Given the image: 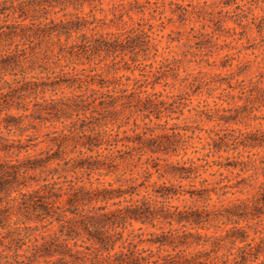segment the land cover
Masks as SVG:
<instances>
[{"label": "rangeland", "instance_id": "rangeland-1", "mask_svg": "<svg viewBox=\"0 0 264 264\" xmlns=\"http://www.w3.org/2000/svg\"><path fill=\"white\" fill-rule=\"evenodd\" d=\"M45 1L50 4L46 8L48 19L58 23L77 15L83 26L71 33L68 40L62 36L59 43L50 46L46 50V54L51 50L48 59L43 55L45 47L37 41L25 45L27 57L34 55L24 64L27 70L34 69L26 76L29 79L34 76L37 82H50L61 77L71 78L74 73L85 75L93 68V73L107 82V87L100 90L111 93V99L104 98L103 106L122 110L121 118L110 128L113 133L118 132L116 138L125 140L128 137L134 140L129 142L130 146H140L139 161L134 158L137 165L124 174L98 176L92 173L87 179L85 173L74 171L72 164L80 157L79 150L84 152V149L75 143L68 129L72 123L79 129L81 122L75 116L68 117L67 113L58 117L54 108L45 111L35 106V103L50 99H70L79 93L77 89L64 86L27 97L25 111L15 106L17 100L13 97L14 106L0 114V135L9 139L31 138L35 148L29 149L30 153L47 150L51 154L63 149L69 163L64 165L58 161L59 166L53 163L52 167L76 186L88 187L89 182L92 186L111 183L113 188L138 192V198L151 195L162 182L178 184L168 177L159 178L151 167V159L158 158L160 172L167 163L192 160L201 174L193 181L196 188L200 187L201 178H205L210 184L208 187L225 186L222 190L227 193L220 198L211 193L209 200L197 201L186 196L169 203L179 208L186 205L205 210L211 216L221 213L213 222L217 228L208 229L217 234H224L231 226L224 223L227 221L223 217L228 216L225 208H230V218L247 234L246 242L261 251L253 264H264V199L255 205L248 203L246 208L240 204L246 199H255L257 191L264 193V188L258 190L264 187V176L259 169L260 162L264 161V0ZM82 34L121 41L117 50L107 55L102 52L89 62L81 58L82 64L58 54L59 44L78 43ZM6 79L11 80L10 77ZM93 87L99 88L97 83ZM93 107L98 108V99L82 107L88 117L85 119L87 126L95 122L89 118L96 116L91 112ZM7 114L20 117V124L4 128ZM172 128L178 135L166 136L172 134ZM84 130L88 133L85 127ZM156 145L167 147V153H152L149 148ZM24 154L22 152L20 157ZM9 158L0 153V159ZM206 163L203 172L199 166ZM216 163L230 164V167H220ZM180 184L183 189L189 188V181ZM12 197L18 198L16 193L11 197L0 194V206ZM125 197L129 198L127 194ZM233 204L240 206L233 209ZM215 208L219 210L214 212ZM11 218L16 219L14 215ZM26 224L37 226L36 231H30L31 240L37 233L57 229L55 223L44 227L47 222ZM140 226L134 222L128 229ZM142 229L151 230L146 226ZM9 231L6 225L0 227V255L12 254L15 241L9 243L12 233ZM261 238L263 244H260ZM25 248L23 245L19 253ZM8 261L12 259L9 257ZM4 262L0 256V264H8Z\"/></svg>", "mask_w": 264, "mask_h": 264}, {"label": "trees", "instance_id": "trees-1", "mask_svg": "<svg viewBox=\"0 0 264 264\" xmlns=\"http://www.w3.org/2000/svg\"><path fill=\"white\" fill-rule=\"evenodd\" d=\"M84 1L89 0H63L67 3ZM48 6L50 4L45 0H0V114L14 106V98L17 100L15 106L25 111L24 101L29 96L36 97L61 86L77 89L79 93H75L70 99H50L49 102L35 103V106L45 111L54 108L58 117L67 113L68 117L75 116L81 122L79 129L74 127L75 123L68 129L75 143L84 149V152L79 150L80 157L74 161L72 169L85 173L87 179L92 173L107 176L131 171L137 165L134 158L139 161L140 146H130L129 142L134 140L128 137L125 140L116 138L118 132L113 133L110 127L121 118L122 110L116 111L115 107L108 109L103 106L104 98L111 99V93L100 90L107 87V82L99 74L93 73V68L85 75L81 73L82 77L74 73L71 78L61 77L50 82H37L34 76L30 77L32 79L26 76L34 69L27 70L24 64L29 63L34 55L27 57L24 53L25 45L37 41L38 45L45 47L43 55L48 59L51 50H48V54L46 50L55 42L59 43L62 36L68 40L71 33L77 32L82 25L79 23L81 17L77 15L74 19L55 23L53 19L46 17ZM120 41L119 38L106 40L100 36L96 39L82 34L78 43L67 46L59 44L58 54L82 64L81 58L89 62L102 52L107 55L117 50ZM95 83L98 89L93 87ZM87 92L90 95H84ZM96 99L98 108L93 107L91 110L96 116L89 117L95 122L92 126H87L85 119L88 117L83 113L82 107L84 103L89 106ZM20 121V117L14 118L7 114L4 128L9 125L17 126ZM134 126L137 128L136 124ZM173 129L172 134L166 136L178 135ZM32 148L35 145L31 138L9 139L0 135V153L10 157L0 159V194L11 197L12 193H16L18 196L0 206V227H10L9 232L12 233L9 243L15 241L10 256L0 255L5 259L4 263L253 264L258 259L261 251L257 246L246 242L247 234L241 227H237V221L230 218V208H225L228 216L223 217L227 221L224 223L231 226L224 234H217L208 232V229L217 228L213 222L222 215L217 212L219 209L215 208L214 212L217 213L211 216L205 210L186 205L179 208L178 205L169 203L170 200H183L186 196L191 201H197L209 200L211 193L218 198L227 193L222 190L225 186L208 187L210 184L205 178H201L200 187L196 188L193 181L201 174L192 160L167 163L168 166L160 172L158 158L151 159V167L159 178L168 177L178 184L162 182L156 185L151 195L138 198V192L113 188L111 183L92 186L89 182L88 187L76 186L52 167L53 163L59 166L58 161H62L64 165L69 163L70 159H65L66 152L63 149L49 154L47 150H33L30 153L29 149ZM149 149L152 153H167V147L160 145ZM172 151L175 152L174 149ZM22 152L25 154L20 157ZM260 163L259 169L264 176V161ZM206 165L207 163L200 165L199 168L205 172ZM216 165L230 167V164ZM147 171L146 168L145 172ZM182 181H189L188 189L182 188ZM261 187L258 190L264 188ZM126 194L129 198L125 197ZM256 194L255 199H246L240 204L246 208L248 203H262L264 193L257 191ZM121 204L124 206L120 207ZM240 204H233L231 208H238ZM13 215L15 220L11 218ZM26 222H47L43 227L55 223L57 229L49 233H37L31 240L30 231H36L37 226L27 225ZM134 222L151 230H143L142 226L128 229ZM240 242L243 244L238 245ZM260 244H263L262 238ZM23 245L26 248L23 253H19ZM10 247L7 249L10 250ZM9 257L11 262L8 261Z\"/></svg>", "mask_w": 264, "mask_h": 264}]
</instances>
